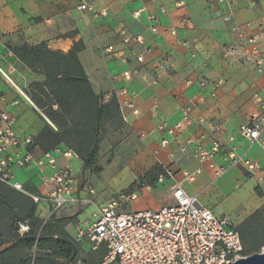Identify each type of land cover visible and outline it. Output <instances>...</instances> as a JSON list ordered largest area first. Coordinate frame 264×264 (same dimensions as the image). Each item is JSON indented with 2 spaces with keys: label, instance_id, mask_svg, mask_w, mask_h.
Returning <instances> with one entry per match:
<instances>
[{
  "label": "crops",
  "instance_id": "crops-1",
  "mask_svg": "<svg viewBox=\"0 0 264 264\" xmlns=\"http://www.w3.org/2000/svg\"><path fill=\"white\" fill-rule=\"evenodd\" d=\"M227 2H231L230 5ZM178 3L182 5L178 7ZM78 5L79 0H0V96L5 99L0 103V111L14 117L17 136H30L36 142L45 127L40 118L43 115L23 91L33 82H42L44 77L27 69L7 46L45 44L51 50L67 53L75 44L81 43L77 57L96 95L109 96L113 89L121 88L138 93L139 115L128 111L129 126L124 124L128 137L114 150L107 141L100 143L98 165L104 170L102 173L107 168L113 170L130 164L145 166L147 172L156 165L168 168L173 179L163 184L170 192L174 184H180L188 195H196L214 215L225 216L239 227L264 206V198L256 193V180L238 168H230L216 177L207 164H201L193 157V145L185 153H181L179 147L193 140L206 151L214 143L226 148L228 137H233L231 146L236 148L237 154L264 166V149L250 145L238 134L239 127L257 111L259 102H264V67L259 73L249 65L222 55L223 47L237 44L232 31L234 26L243 27L259 20L264 27V0H98L95 7L107 12L100 18H90L78 10ZM162 7L166 10L164 15L160 14ZM135 13H138L137 18H134ZM151 14L157 15L159 20L156 35H152L148 28ZM182 17L188 20L184 27L179 25ZM121 28L140 34L145 46L152 48V53L146 55L147 62L152 59L166 62L168 72L156 86L145 87L138 76L130 81L113 79L137 66L134 62L122 64L108 56L106 50L114 54L126 52L118 37ZM172 28L175 35L169 32ZM257 33L258 28L249 31L251 35ZM187 80H192V84L187 85ZM200 80L218 84L214 97L213 86L200 89ZM188 100L194 104L189 123L174 139H169L158 130V126L164 120L169 126L177 123L181 118L180 109ZM14 101H17L16 105H13ZM200 120L205 122L200 124ZM214 124L221 126L219 133L212 132ZM167 138L170 143L161 148V141ZM261 139L264 143V134ZM132 145H136V150L131 148ZM45 151L40 146L32 148L36 160L42 159ZM224 152L221 150L213 159L216 166L224 164ZM53 157L55 170L76 166L80 170L77 179L82 181V161L76 155L64 158L53 154ZM197 168L201 173L193 182L184 180L185 173H192ZM15 170V179L18 176L23 188L34 194L42 191L41 176H49L55 171L36 165ZM259 187L264 192V182ZM142 193L144 203L135 210L162 206L155 196ZM169 198L172 199L171 193ZM36 209L43 210L45 215L48 213L44 204Z\"/></svg>",
  "mask_w": 264,
  "mask_h": 264
},
{
  "label": "built area",
  "instance_id": "built-area-1",
  "mask_svg": "<svg viewBox=\"0 0 264 264\" xmlns=\"http://www.w3.org/2000/svg\"><path fill=\"white\" fill-rule=\"evenodd\" d=\"M98 0H79L78 10L90 18H100L107 15L106 9L98 10L95 3ZM231 2H227L230 5ZM182 4L178 3L180 7ZM160 14L166 10L160 8ZM138 13L134 14L137 18ZM149 31L152 35L158 33V16L151 14L148 17ZM188 20L181 18L179 25L184 27ZM252 28H258L257 35L249 34ZM232 31L237 38V44L222 48L224 58H232L242 65H249L261 73L264 67V27L259 20L247 23L243 27L234 26ZM175 35V29H169ZM120 42L125 46L126 52L114 54L106 50L109 57L116 58L122 64L129 65L135 62L137 66L129 68L113 79L121 78L130 81L139 77L145 87L156 86L162 76L167 74L168 66L164 60L152 59L146 61V55L152 53V48L145 46L140 34H132L126 28L118 31ZM137 48H142L139 51ZM146 67H149L144 71ZM4 76V75H3ZM5 77V76H4ZM187 85L192 80L186 81ZM200 89L207 85L213 86L212 96L218 88L215 81L200 80ZM28 103L29 99L20 93ZM138 93L127 88L112 90L111 95H104L102 103L110 100L117 103L120 117L125 125L129 126L128 111L138 116ZM0 96V103L4 102ZM17 101L13 102L16 105ZM194 104L188 100L181 109L180 120L172 126L164 120L158 130L174 139L184 126L189 123L190 114ZM205 121L200 120V124ZM15 119L7 112L0 111V185L13 189L28 197L36 206L44 204L48 207V217H55L60 212L69 211L75 205H90L95 208L92 218L84 221L83 226L75 228L74 243L88 245L90 250H104V256L99 264H232L243 254V243L238 228L225 216H216L203 206L198 197L188 195L180 184L171 187L173 204L162 205L156 209L144 208L139 210H123L121 204L110 201L99 206L94 200L95 190L87 181H78L70 167L56 169V160L53 154L70 158L71 151L55 148L51 152H44L42 159L36 160L32 152L34 140L30 136L19 137L14 131ZM212 132L219 133L221 126H211ZM239 136L248 141L250 145H258L264 149L262 135L264 134V102H259L257 111L250 115L247 122L239 127ZM161 141V148H165L169 139ZM234 138L228 137L226 148L214 143L209 151L204 150L199 143L188 140L180 146L181 153H185L189 146H194L193 157L201 164H207L216 177L222 176L230 168H238L244 174L256 180L258 187L264 182V166L257 161L250 160L245 155L236 153L231 146ZM224 164L216 166L213 159L221 152ZM172 156V154H170ZM33 165L55 170L51 175H42L40 178L42 191L38 194L26 191L22 184L15 179L14 170H25ZM164 174H160L156 184L161 185L173 179L168 168L162 167ZM201 170L197 168L192 173H185L184 180L193 182ZM84 194V197H81ZM129 198L134 200L133 193ZM75 264H84L77 261Z\"/></svg>",
  "mask_w": 264,
  "mask_h": 264
},
{
  "label": "trees",
  "instance_id": "trees-1",
  "mask_svg": "<svg viewBox=\"0 0 264 264\" xmlns=\"http://www.w3.org/2000/svg\"><path fill=\"white\" fill-rule=\"evenodd\" d=\"M81 48L82 44L77 43L70 51L64 53L51 50L45 44L7 46L8 51L27 69L44 77L42 82L32 84L28 97L43 112L55 130L47 124L32 147L40 146L46 150L45 152H51L55 148L71 151L82 161L83 170H92L99 174L102 172L98 165V152L102 141L99 127L102 122L114 118H118L123 125L124 123L117 103L110 100L103 104L101 103L103 96L93 92L77 57ZM160 174H164L162 167L154 166L140 178L141 184L155 185ZM256 193L264 198V193L259 188H256ZM32 204L36 206L33 202ZM33 216L32 209L27 217L33 219ZM237 228L243 243V254L245 241L248 245L247 252H254L263 247L264 208L252 213ZM33 249L36 253L51 251V254H46L47 257L62 258L65 263L73 262L77 256V245L69 236L62 235L56 238L37 236L34 229L30 228L23 235L16 234L14 242L0 250V264H13L15 251L23 250L30 253ZM40 255L38 254L36 258L41 259ZM29 258L30 255L22 256L17 264H29Z\"/></svg>",
  "mask_w": 264,
  "mask_h": 264
},
{
  "label": "rangeland",
  "instance_id": "rangeland-1",
  "mask_svg": "<svg viewBox=\"0 0 264 264\" xmlns=\"http://www.w3.org/2000/svg\"><path fill=\"white\" fill-rule=\"evenodd\" d=\"M144 71L146 70L144 69ZM34 83L35 82L29 84L27 89L23 90L26 95H28V92H31V88L33 87L32 84ZM38 111L44 116L41 110L38 109ZM43 116H40V118L42 122H44L45 127L47 124L52 127L51 123L45 120ZM52 128L55 130L54 127ZM99 134L102 136V141H107L114 150L117 145L128 137V130L118 118H114L110 121L102 122L99 127ZM135 146L132 145L131 148L136 150ZM113 150H110V152ZM70 168L73 175L77 178L80 175L79 168L76 166H71ZM145 168V166L130 164L128 167L121 166L113 170L107 168L105 172L99 174H96L92 170H84L81 174V180L84 182L87 181L88 185H91L95 190L94 200L99 206L105 205L110 201H116L121 204V209L123 210H135L144 203V196H141L142 192V194L148 193L151 197L155 196L162 205L173 204V200L169 198L171 192L166 184H161L159 186L156 184L153 186L141 184L140 178L147 173ZM143 172L144 174L140 175ZM16 173L17 171L14 170V175ZM12 181L21 182V179L17 176L16 179ZM153 189H156L155 193ZM133 193L136 195L134 200L129 198V195ZM81 197H84V194H81ZM42 205L43 204H40L38 207L41 208ZM263 208L264 206L261 209ZM32 209L34 210V216L33 219H30L27 215ZM94 211L95 208L93 206L82 204L75 205L74 208L69 211L60 212L59 216L48 217L47 214H44L43 210L40 209L37 211L36 206L34 207L28 198L0 186V250H3L14 242L16 234L23 235L28 232L30 228L34 229L37 236L44 235L45 237L53 236L56 238L58 236L67 235L72 238L76 226L79 225L84 227V221L91 220ZM247 248L248 245L245 241V256L260 253L264 250V246L254 252H247ZM41 252L42 253H36L35 249L31 250L30 253L23 250L15 251L13 253L15 257L13 264H17V261L22 256L28 257V255H30L29 264H75L77 261H82L84 264H99L105 254L103 249L92 251L89 246H77V256L75 260L71 263H65L62 258L54 256L47 257L48 255L46 254H51V251L45 250ZM38 254H41V259L36 258Z\"/></svg>",
  "mask_w": 264,
  "mask_h": 264
},
{
  "label": "water",
  "instance_id": "water-1",
  "mask_svg": "<svg viewBox=\"0 0 264 264\" xmlns=\"http://www.w3.org/2000/svg\"><path fill=\"white\" fill-rule=\"evenodd\" d=\"M232 264H264V250L260 253L240 258Z\"/></svg>",
  "mask_w": 264,
  "mask_h": 264
}]
</instances>
